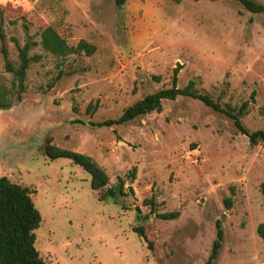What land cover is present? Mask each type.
Listing matches in <instances>:
<instances>
[{
    "label": "rangeland",
    "instance_id": "obj_1",
    "mask_svg": "<svg viewBox=\"0 0 264 264\" xmlns=\"http://www.w3.org/2000/svg\"><path fill=\"white\" fill-rule=\"evenodd\" d=\"M47 25L68 44L83 39L95 50L56 57L33 46L28 55L40 58L25 70L20 100L0 108V176L29 189L41 217L34 247L46 264H203L215 219L222 239L211 264H264V240L255 233L264 147L229 118L177 96L122 124H88L168 86L178 63L177 86L192 80L223 107L246 101L240 122L264 131V13L237 0H0L13 67L11 37L19 45L38 41ZM0 78L10 86L1 55ZM89 103L95 107L87 113ZM46 137L90 156L106 186L119 177L125 194L98 199L79 166L43 156ZM150 196L155 212L179 215L159 219L142 204Z\"/></svg>",
    "mask_w": 264,
    "mask_h": 264
},
{
    "label": "trees",
    "instance_id": "obj_2",
    "mask_svg": "<svg viewBox=\"0 0 264 264\" xmlns=\"http://www.w3.org/2000/svg\"><path fill=\"white\" fill-rule=\"evenodd\" d=\"M237 1L251 13H264V4L258 3L255 0ZM114 2L119 6L124 0H114ZM38 37V41L27 37L21 45L18 44L15 38L11 37L17 51L18 60L17 65L13 67L7 59L4 35L0 29V55L3 60V68L12 75L9 87L0 78L1 109H7L14 102L20 100L21 93L24 91L25 70L30 61H37L40 58L39 54L28 55V51L33 46L40 45L43 50L56 57L80 52L90 55L95 50L93 44L83 39H79L75 44H68L49 25L39 30ZM179 68L180 64L176 63L171 69L168 86L147 93L133 101L125 106L115 118H106L96 122L88 121V124L92 127H109L122 124L151 111H159L163 99L171 100L177 96H186L197 99L213 111L225 115L232 121L235 128L248 138L250 143L259 142L264 147V131L262 129L248 131L240 122L239 117L246 113V101H243L237 108L228 107L227 105L223 107L209 96L196 92L193 88L194 82L192 80H188L183 86H177L176 75ZM59 74L60 72H58L57 77ZM94 107L95 104L91 105L89 103L85 111L88 113ZM41 152L48 159L63 158L79 166L87 174L88 187L93 193L97 194L98 199L125 194L122 189V180L119 177L116 183L106 186L108 182L107 175L87 154L58 147L51 143L50 137L45 138L41 146ZM130 175H132V172ZM128 190L131 191V188L128 187ZM258 190L261 197L263 217L255 225V233L261 240H264V178L259 182ZM29 192L27 187L9 181L4 175L0 176V264H46L34 247L35 237L33 231L38 227L41 217L30 198ZM223 203L225 207H228L230 198L225 197ZM142 204L148 205L150 212H154V215L162 220H172L179 215L178 210L155 212L152 196L142 199ZM214 227V238L211 241L210 250L203 264H211L218 254L222 239L219 219H215ZM131 230L144 240L142 227H132ZM148 248L150 249V242L148 243Z\"/></svg>",
    "mask_w": 264,
    "mask_h": 264
}]
</instances>
